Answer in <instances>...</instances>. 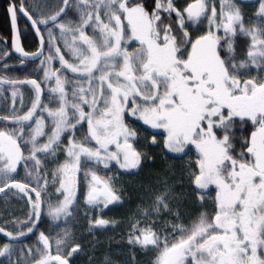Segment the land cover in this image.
I'll use <instances>...</instances> for the list:
<instances>
[{"label": "snow or ice", "instance_id": "1", "mask_svg": "<svg viewBox=\"0 0 264 264\" xmlns=\"http://www.w3.org/2000/svg\"><path fill=\"white\" fill-rule=\"evenodd\" d=\"M7 12L14 37L12 51L7 41L0 49V98L10 91L12 103L0 115V193L18 190L30 210L19 227L0 226V264H75L81 244L69 225L82 181L85 215L99 213L87 231L117 223L103 214L121 194L100 172L138 174L153 160L135 146L133 122L156 130L151 143L159 137L170 159L189 158L188 180L212 210L186 218L182 194L161 176L129 218L127 243L154 252L152 264H264V0H219V10L216 0H156L152 10L143 0H62L47 14L10 0ZM18 16L38 50L23 47ZM21 69L39 82L12 74ZM48 222L54 238L40 230Z\"/></svg>", "mask_w": 264, "mask_h": 264}, {"label": "rangeland", "instance_id": "2", "mask_svg": "<svg viewBox=\"0 0 264 264\" xmlns=\"http://www.w3.org/2000/svg\"><path fill=\"white\" fill-rule=\"evenodd\" d=\"M237 1L240 2V0ZM34 2L39 4L40 10L47 14L49 12H54L60 7L62 0H34ZM189 2H191V0H175V3L180 7L186 6ZM243 3L251 5L255 4L256 0H243ZM216 5L219 10V0H216ZM246 9L248 10V14H250V16H246L247 20L252 18L253 9L251 7ZM206 29L207 25L205 24L204 30ZM241 40L243 41L246 39L241 38ZM129 50H132L131 45L129 46ZM15 63L16 61L14 64ZM24 73L25 75L38 79L37 72L29 69ZM21 91L24 93V103L27 105L29 103V90H27V86L22 88ZM45 95H47L46 89ZM4 96L7 97V99L4 100L0 98V115L5 114L10 109L12 103L10 91H6ZM19 102L18 97L17 107H19ZM49 107H54V104H50ZM141 123L142 122H133L132 126L138 131L139 143L135 146L153 157L152 161L144 164L145 167L155 161L167 162L169 164L168 171H166L167 174H165L164 177L168 176L169 181L175 183L176 191L178 193H183V198L178 206L186 218L188 216H196L202 211L211 212V200L209 199L207 205L202 207L198 200L197 193L194 191V185L188 180L189 158L186 157L183 160L170 159V157L175 154L168 153L167 150L162 147V140L159 137L157 139V144L153 145L151 143L150 132L145 131ZM0 126H2V122H0ZM155 131L156 130H154V132ZM190 157L191 160H195L194 155L190 154ZM100 175L110 178L121 194L120 205L114 209L109 208L105 210L103 214V218L115 220L117 223L103 231H97L95 233H89L87 231L88 220L99 215V213L88 211L87 216L85 215L87 206L83 203V195L86 192V186L82 181L78 194L80 207L77 210L75 221L69 225L73 232L74 240L81 244L80 253L73 257L75 264H105L106 257L112 264H152L155 256L154 252H145L127 243L128 220L136 214L139 207L143 206L142 201L146 200L148 197V187H155L157 180L161 176L157 175L154 184L152 182L146 183L145 187L143 186V182L145 183L148 180L144 178L142 171L138 174L124 173L114 166L111 170L101 171ZM19 178L21 182H24L26 179L22 171L20 172ZM31 194L34 196V193ZM52 198L55 200V196ZM29 210L30 205H28L27 197H24L23 193L12 188L5 189V192L0 195V226L5 227L6 230H13L14 224L16 227H19V222L25 219ZM40 230L44 231L46 234H51L53 238L56 236L57 232V229L53 227L50 222L44 223ZM5 241L6 238L0 234V243ZM27 243L32 247L38 246L36 240H30ZM53 251H55L54 247Z\"/></svg>", "mask_w": 264, "mask_h": 264}, {"label": "trees", "instance_id": "3", "mask_svg": "<svg viewBox=\"0 0 264 264\" xmlns=\"http://www.w3.org/2000/svg\"><path fill=\"white\" fill-rule=\"evenodd\" d=\"M143 2L145 3L146 7L149 10H152L154 8V4L156 2V0H143ZM239 2V1H237ZM10 3V0H0V49L4 48V41H7L8 44V49L9 51H12L11 49V45H12V29H11V22H10V15L7 12V7ZM246 16H250V14H248V10L245 8L244 9ZM166 15V14H165ZM19 20V25H20V30H21V35H22V40L24 43V46L26 48L27 51H35L38 48V40L35 37V35L33 34L32 30L29 28V26L27 25V23L23 20V18L21 16H19L18 18ZM247 39V38H244ZM11 62L14 64L15 59L14 56L11 59ZM17 68H19V66L17 65ZM24 70H18L12 74L20 76L21 78L27 77V78H35L32 76H28L25 75ZM0 75H4V73H0ZM142 124V123H141ZM142 127L144 128L145 131L153 133L154 130L150 129L147 125H143ZM251 125H248L243 132L250 136L251 133ZM167 165V166H166ZM168 163L167 162H152V164H149L145 167V165L143 166V170L142 173L144 174V178H147L148 181H146L145 183L143 182V186L146 187V183H150L152 182L154 184L155 180H156V176H164L166 173V171H168ZM168 178V176H167ZM2 193H0L1 195ZM183 195V193H181ZM118 204L115 205H110L109 208H115L117 207ZM189 209V208H188ZM39 227V226H38ZM38 236V233L33 236L32 240H36ZM2 259V258H0Z\"/></svg>", "mask_w": 264, "mask_h": 264}, {"label": "water", "instance_id": "4", "mask_svg": "<svg viewBox=\"0 0 264 264\" xmlns=\"http://www.w3.org/2000/svg\"><path fill=\"white\" fill-rule=\"evenodd\" d=\"M18 18H19V16H18ZM23 18V17H22ZM23 20L27 23V25L29 26V28H30V22H28L27 20H26V18H23ZM18 27H19V29H20V25H19V20H18ZM11 29H12V26H11ZM31 29V28H30ZM32 32H33V34L35 35V33H34V31L32 30ZM13 37H14V33H13V30H12V40H13ZM36 37V36H35ZM37 38V37H36ZM37 40H38V38H37ZM21 43H22V45H23V47L25 48V46H24V43H23V40H22V35H21ZM38 47H39V42H38ZM25 50H26V48H25ZM37 50H38V48H37ZM27 51V50H26ZM36 51V50H35ZM31 52V51H30ZM13 56H18V54H16V53H13Z\"/></svg>", "mask_w": 264, "mask_h": 264}, {"label": "flooded vegetation", "instance_id": "5", "mask_svg": "<svg viewBox=\"0 0 264 264\" xmlns=\"http://www.w3.org/2000/svg\"><path fill=\"white\" fill-rule=\"evenodd\" d=\"M246 3H248V2H246Z\"/></svg>", "mask_w": 264, "mask_h": 264}]
</instances>
